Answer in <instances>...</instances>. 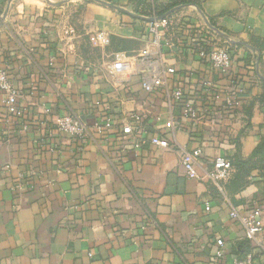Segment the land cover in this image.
<instances>
[{"label":"crops","instance_id":"1","mask_svg":"<svg viewBox=\"0 0 264 264\" xmlns=\"http://www.w3.org/2000/svg\"><path fill=\"white\" fill-rule=\"evenodd\" d=\"M102 1L131 13L98 0H0V19L9 8L0 64L21 91L20 114L0 93V264H234L249 252L264 264V233L249 241L240 221L250 201L264 205L261 157L226 183L204 174L215 157L249 162L264 144V0H147L140 12L143 0ZM156 7L175 9L170 30L157 31L174 41L163 60L176 72L145 93L139 50L155 30L136 15L153 17ZM204 24L235 41L228 71L192 46ZM177 80L195 119L172 98ZM205 80L217 92L207 93ZM231 87L233 106L224 97ZM142 108L147 139L136 150L121 122ZM68 113L87 122L89 141L56 129ZM106 118L113 126L99 134L95 123ZM181 148L201 149L198 178L187 176Z\"/></svg>","mask_w":264,"mask_h":264},{"label":"built area","instance_id":"2","mask_svg":"<svg viewBox=\"0 0 264 264\" xmlns=\"http://www.w3.org/2000/svg\"><path fill=\"white\" fill-rule=\"evenodd\" d=\"M153 17H158L156 9L153 8ZM205 23V22H204ZM150 29L153 31L151 35L147 37L143 45L139 50V58L141 62L148 64L149 70L143 74L142 89L145 93L153 92L161 82L176 72L174 67H166L164 64L163 47L172 48L174 41L168 39L165 41L166 32L160 33L158 28H164L166 31L170 30L171 22L166 16L163 19L155 20L150 23ZM204 29L200 30V36L197 37V41H192L191 44L197 52L200 59L204 60L214 70L225 72L228 71L233 65V52L229 43V40H223L219 38V31L212 27L210 24H204ZM158 55L154 58L153 55ZM203 85L207 93L217 92L214 88L215 84L212 80H205ZM238 88L231 87L224 90V97L226 104L233 106L237 103ZM0 93L4 95V103L10 113L20 114L21 110L18 101L21 97V91L14 84L10 78L8 68L3 64H0ZM184 88L181 80L176 81V87L171 93L172 98L177 101H183ZM197 115L196 106L191 101H183V118L195 119ZM160 119L159 116L155 117ZM148 120L145 109H137L134 113L129 115L128 118L123 117L121 122L122 132L126 135V139L134 147L139 150L145 143V132L148 128ZM56 129L63 135L85 142L90 139L89 127L86 121L76 113H68L57 116L55 120ZM113 126L112 118H106L95 123V129L99 134H104L107 129ZM125 139V140H126ZM154 144L159 145L162 148L170 147L167 139L159 138L154 135L149 138ZM180 150V163L185 168L187 176L189 178H198L199 173L196 169V161L201 154V149H195L192 152H187L183 148ZM236 171L233 161L225 156H217L210 163V167L205 169V175L209 177L214 183H226L229 182ZM206 209L209 210L210 206L207 205ZM250 212L244 217H240V221L243 224L245 237L249 241H253L258 235L264 233V205L259 204L256 200L249 202ZM233 216L239 218V215L234 212ZM218 244L223 246L224 241L218 240ZM217 256H222V250L217 252ZM234 264H254V254L249 252L243 260L235 259Z\"/></svg>","mask_w":264,"mask_h":264},{"label":"trees","instance_id":"3","mask_svg":"<svg viewBox=\"0 0 264 264\" xmlns=\"http://www.w3.org/2000/svg\"><path fill=\"white\" fill-rule=\"evenodd\" d=\"M178 3H182V4H190L191 3V1L190 0H179L178 1ZM177 3V4H178ZM175 5V4H174ZM140 6H144V7H146V8H150L151 7V4L149 3V2H147V0H143V1H140L138 4H137V12H140L139 11V7ZM159 8V7H158ZM156 9H157V7H156ZM167 12V10H165V9H163V10H161V9H157V14H164V13H166ZM139 32L137 31V34H138ZM261 157V159H260V165H259V167L261 168V170L264 172V144H260V145H258V147L256 148V150L253 152V155L251 156V158H250V160H249V162H245V161H243V162H239V163H237V165L235 164V162L233 163L234 164V166L236 167H238L239 169H241V170H244L245 169V166H247V164H251V165H254V166H256V164H257V162H258V157Z\"/></svg>","mask_w":264,"mask_h":264},{"label":"water","instance_id":"4","mask_svg":"<svg viewBox=\"0 0 264 264\" xmlns=\"http://www.w3.org/2000/svg\"><path fill=\"white\" fill-rule=\"evenodd\" d=\"M98 1H100V2H102V3H104V4H106V5H108V6H110V7L116 8V9H118V10H121V11H124V12L131 13L130 11H128V10L122 8V7H118V6H116V5L112 4V3H109V2H106V1H102V0H98ZM8 10H9V8L5 10L3 17H5V16L7 15ZM174 10H175V9H174ZM174 10L169 11L168 13H166V14H164V15H161V16H158V17H142V16H140V15H136V14H134V15H136V16H138V17H141V18H144V19H146L147 21H151V22H153V21H155V20H159V19H163V18H165L167 15L171 14ZM3 17L0 19V25L3 23V19H4ZM218 31H219V30H218ZM219 32H220V34H222L224 37H226V38L230 41V43H235V41H233L232 39H230L229 36H228L227 34L222 33L221 31H219ZM240 43L243 44V42H240ZM244 44H245V43H244ZM245 45H248V44L246 43ZM252 48H253V47H252Z\"/></svg>","mask_w":264,"mask_h":264}]
</instances>
